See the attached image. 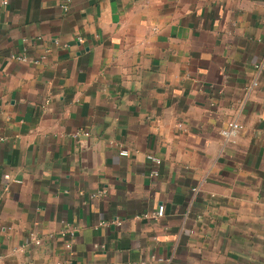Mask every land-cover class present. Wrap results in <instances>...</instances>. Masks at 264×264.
I'll list each match as a JSON object with an SVG mask.
<instances>
[{
	"label": "crops",
	"instance_id": "obj_1",
	"mask_svg": "<svg viewBox=\"0 0 264 264\" xmlns=\"http://www.w3.org/2000/svg\"><path fill=\"white\" fill-rule=\"evenodd\" d=\"M4 1L0 264H264V0Z\"/></svg>",
	"mask_w": 264,
	"mask_h": 264
},
{
	"label": "built area",
	"instance_id": "obj_2",
	"mask_svg": "<svg viewBox=\"0 0 264 264\" xmlns=\"http://www.w3.org/2000/svg\"><path fill=\"white\" fill-rule=\"evenodd\" d=\"M4 5H7L8 4V0L4 1L3 3ZM64 10L65 11H68V5H64ZM79 42H83V40L81 38L78 39ZM47 53L48 52H45L42 56L38 57V58H35V59H32L30 57H28L27 55H25L24 53L23 54H19L18 56L14 55V56H11L13 60L15 61H18L19 63H23V64H32V65H40L41 63L45 62L47 60ZM256 69L258 71H263L264 70V60L263 62H261L259 65L256 66ZM259 86L258 82H254L253 85L251 86V90L254 89V88H257ZM245 129V125L239 121V120H231L227 123L226 127L221 131V136L224 138V140L228 143H234L237 138L240 136L241 132ZM81 133H77L76 136H79ZM85 136H90L89 133L85 132L84 134ZM3 140V139H1ZM120 155L121 156H124V157H128L130 155L129 151L127 149H123L121 150L120 152ZM147 160L152 163L154 165V170L152 171L151 173V176L156 178L160 175V172H159V167L162 165V160L160 158H157L155 155L153 154H148L146 156ZM105 194V192L103 193ZM154 218L155 219H160V218H163L164 216V209L163 208H160L158 210V212H156L154 215ZM113 224L117 225V226H122L123 222L122 220L120 219H116ZM107 223H103L101 224V226H106ZM69 235V236H74L75 233H74V230L72 229H68L66 231H64L62 233L63 236H66V235ZM37 244L39 245L40 244V241H36ZM66 248L67 249H70L71 248V245L70 244H67L66 245Z\"/></svg>",
	"mask_w": 264,
	"mask_h": 264
}]
</instances>
